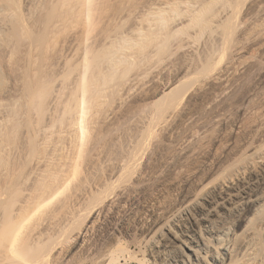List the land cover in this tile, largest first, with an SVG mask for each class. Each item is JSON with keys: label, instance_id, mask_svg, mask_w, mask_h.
Segmentation results:
<instances>
[{"label": "rangeland", "instance_id": "374dc122", "mask_svg": "<svg viewBox=\"0 0 264 264\" xmlns=\"http://www.w3.org/2000/svg\"><path fill=\"white\" fill-rule=\"evenodd\" d=\"M60 1L0 0V264H98L109 249L110 264H163L148 240L165 220L145 223L264 146V25L245 21L258 0H215L205 25L166 37L190 3L114 66L158 0H87L82 20Z\"/></svg>", "mask_w": 264, "mask_h": 264}, {"label": "bare ground", "instance_id": "6f19581e", "mask_svg": "<svg viewBox=\"0 0 264 264\" xmlns=\"http://www.w3.org/2000/svg\"><path fill=\"white\" fill-rule=\"evenodd\" d=\"M1 1L9 5L14 0ZM58 1L61 2L60 0ZM68 1L70 2L71 0ZM213 1L215 0H207L205 2H201V0H158L157 7L154 8L153 12L157 24L153 22L147 23L143 20V22L138 21L136 30L130 34L132 38L124 39L126 42H124L123 46H120V44L115 46L113 44L115 40H112L114 48L110 55L107 56L109 62L114 66V64L126 60L121 55V51L122 47L130 44V42H127L128 40L135 42L139 38L155 35L154 26H162L163 29L170 27V22L182 17L183 9L187 8L190 3L200 5L189 12L188 22L185 20V22L177 24V27L171 28L166 37L170 38L179 34L181 30L191 24L205 25L204 12L208 10L209 5ZM86 2L87 0H72L70 4H73V8L70 11L75 8V13L77 11L80 19L81 17L83 19L81 13L84 10L86 12ZM68 9L70 8L68 7ZM2 10L6 12L4 10L7 9L0 6V11ZM52 15H54L53 12ZM248 16L249 18L245 20L246 22L248 21V25L250 24L252 27L263 26L264 0H258L254 12ZM80 19L78 18L77 20L81 22L82 19ZM85 65H87L86 68L88 69L91 64L86 63ZM81 77V80L80 78L78 80V85L81 96L85 98V94L94 92L92 89L93 83H91V78ZM164 91L165 88L163 93H165ZM80 100L79 115L77 120H75L74 126L78 129L77 132L81 130L84 133L86 130H84V116L87 111L82 108L85 112L83 111V114H81L80 104L84 101V106L87 99ZM84 108L87 107L84 106ZM77 134L79 135L80 133ZM84 136L82 137L84 138ZM190 147L188 145L184 154H182H190L193 150ZM114 174L117 173L112 171V175ZM170 213L152 215V219L149 221L151 223L147 222L144 225L145 229H152V233L165 220L164 225L156 230L155 238L148 240L150 256H152L154 261H161L163 264H264V146L256 147L243 159L231 164L226 170L207 183L192 199L189 193L183 194L181 206ZM243 225L244 230L239 234L237 229ZM112 257L113 251L109 249L98 261V264H110L109 261Z\"/></svg>", "mask_w": 264, "mask_h": 264}]
</instances>
